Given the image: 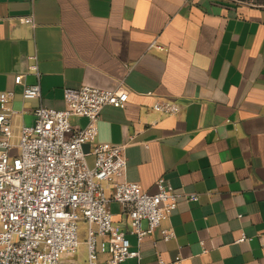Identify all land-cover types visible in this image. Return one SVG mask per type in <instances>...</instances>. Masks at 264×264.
Returning <instances> with one entry per match:
<instances>
[{
    "label": "crops",
    "instance_id": "crops-1",
    "mask_svg": "<svg viewBox=\"0 0 264 264\" xmlns=\"http://www.w3.org/2000/svg\"><path fill=\"white\" fill-rule=\"evenodd\" d=\"M32 14L34 26L24 22ZM155 40L163 49L150 47ZM33 55L42 97L24 100L15 76L35 82L27 74ZM86 85L129 93L123 108H103L97 136L126 144L123 179L149 194L164 179L179 194L161 222L175 233L169 241L158 228L139 244L127 214L110 205L141 256L122 264H264V8L229 0H0V91H15L16 134L41 103L63 109L65 89ZM158 98L180 112H155ZM108 257L100 253V263Z\"/></svg>",
    "mask_w": 264,
    "mask_h": 264
},
{
    "label": "built area",
    "instance_id": "built-area-1",
    "mask_svg": "<svg viewBox=\"0 0 264 264\" xmlns=\"http://www.w3.org/2000/svg\"><path fill=\"white\" fill-rule=\"evenodd\" d=\"M237 4L263 7L264 0H229ZM34 26V15L24 18ZM151 48L163 49L157 40ZM28 73L15 76L23 85L22 96L41 99L40 71L36 55L29 56ZM15 91H0V264H82L76 259L79 224L86 223L87 264H101L99 254L108 252L106 264H122L130 258L127 233L115 221L110 205L118 203L126 213L131 233L139 244L169 219L177 208L179 194L164 179L158 191L149 194L137 182L124 180L128 168L126 144L98 142V123L106 106L123 108L129 93L123 88L103 90L92 86L64 91L63 109L42 103L33 110L34 122L23 125L18 134L13 118L22 113L11 106ZM155 112L177 115L180 105L163 98L153 104ZM84 117V127L71 118ZM90 144V153L84 145ZM88 155H93L90 166ZM110 187V191L108 188ZM191 200L197 201L194 194ZM143 221L148 228L144 229ZM165 241L175 237L173 229H161ZM181 259L158 264H180ZM140 264V261H139Z\"/></svg>",
    "mask_w": 264,
    "mask_h": 264
},
{
    "label": "rangeland",
    "instance_id": "rangeland-1",
    "mask_svg": "<svg viewBox=\"0 0 264 264\" xmlns=\"http://www.w3.org/2000/svg\"><path fill=\"white\" fill-rule=\"evenodd\" d=\"M88 163L90 166L94 165V161L90 158L88 159ZM86 239H87L86 223L82 221L79 224V246L76 253V258H78L81 262H83V260L85 259L84 264L87 263Z\"/></svg>",
    "mask_w": 264,
    "mask_h": 264
}]
</instances>
